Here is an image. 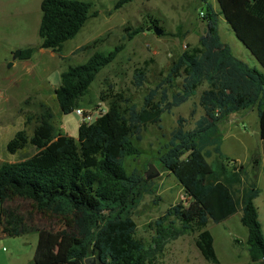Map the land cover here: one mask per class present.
<instances>
[{
	"label": "trees",
	"instance_id": "obj_1",
	"mask_svg": "<svg viewBox=\"0 0 264 264\" xmlns=\"http://www.w3.org/2000/svg\"><path fill=\"white\" fill-rule=\"evenodd\" d=\"M132 1L118 0L115 10ZM217 4L219 11L208 3L204 8L206 32L199 44L172 62L167 78L150 90L141 108L123 94L103 97L109 101L107 113L91 124L82 122L75 139L58 130L54 111L41 103L32 136L24 129L8 143L11 154L28 146L37 151L23 161L0 162V232L11 237L37 233L33 264H85L92 257L95 264H154L133 220L152 183L139 172L129 173L125 161L141 154L137 142L145 127L161 123L165 112L188 102L204 85L199 105L205 114L191 131L179 118L160 159L189 202L171 207L156 222L155 242L194 234L203 259L219 264L208 226L240 211L241 224L248 230L249 264H264V232L255 203L260 190L245 186V168L232 165L223 155L219 136V126L231 115L256 108L264 148V72L235 57L219 33L222 16L264 70V0H217ZM92 7L80 0H43L39 49L61 54L93 17ZM145 31L138 28L129 39ZM101 42L95 40L78 51H90ZM123 49L120 45L107 54L96 52L86 63L61 74L55 97L62 114L81 107L98 74ZM37 50L22 49L19 60L30 61ZM147 73V66L136 70L135 87L147 83ZM179 79L181 91L169 101L168 91ZM33 120L28 118L26 125ZM210 147L218 158L214 165L207 161Z\"/></svg>",
	"mask_w": 264,
	"mask_h": 264
},
{
	"label": "rangeland",
	"instance_id": "obj_2",
	"mask_svg": "<svg viewBox=\"0 0 264 264\" xmlns=\"http://www.w3.org/2000/svg\"><path fill=\"white\" fill-rule=\"evenodd\" d=\"M42 1L0 0V162H19L37 153L34 147L28 146L23 151L11 154L7 145L21 130L25 129L32 136L41 103L54 111L55 125L59 131L78 138L82 118L75 111L68 115L62 114L55 97V90L61 85V74L69 67L86 63L96 52L107 54L116 46L123 45L124 49L116 61L98 74L88 94L82 99L80 108L92 115V123L101 110L109 108V101H104L103 97L108 99L110 96L123 94L141 108L144 97L150 90L167 78L172 62L189 47L199 44V39L206 30V21L201 16L206 4H211L219 11L217 0H133L120 10H115L118 0H80L92 4L91 14L94 15L83 31L64 45L61 54H57L39 49ZM154 22L162 30L161 35L155 34ZM141 27L146 31L129 39V35ZM219 32L222 42L229 46L235 57L264 72L222 16ZM99 39H103V42L96 48L78 51ZM29 47L38 48L32 59L27 61L29 63L24 66V62L16 61L14 64L11 61L17 50ZM11 63L14 66H9ZM145 66L148 81L143 87L137 88L134 85L135 72ZM181 88L182 79H179L175 87L168 91L169 101ZM205 89L207 85L199 88L197 94L185 104L165 112L158 125L145 127L141 140L137 142L141 154L125 161L129 173L139 172L146 178L150 165H154L160 172L158 178L148 180L152 183L151 192L144 196L133 214V220L137 224V237L148 246L154 264H210L197 249L194 234L177 238L167 236L159 244L155 242L158 241L156 222L171 207L189 202L180 183L162 166L160 159L167 152L171 134L178 126V119L183 118L185 130L191 131L205 114L199 105L200 95ZM246 113V120L240 124L237 118L230 121L229 117L225 120L219 126V136L223 137V152L226 155L232 153L246 163L244 166L248 179L245 186L247 183H254L261 189L256 206L259 208V219L264 231V186L260 182L259 163H255V160H260L258 154L262 151L259 119L256 108L249 109ZM28 118L34 120L26 125ZM231 122L233 125L238 124V127L227 131ZM208 151L212 154L207 161L214 165L218 160L217 155L213 152V147L208 148ZM252 153H256L253 158ZM233 220L234 225L229 228L223 223L211 222L208 226L215 239L219 264H249L250 257L244 239L248 231L241 224L239 215L236 214ZM172 221L173 219L167 226ZM1 234L5 233L1 231ZM37 243V233L22 237L6 236L4 240H0L1 264H6L5 257L9 254L20 255L16 264H33Z\"/></svg>",
	"mask_w": 264,
	"mask_h": 264
},
{
	"label": "crops",
	"instance_id": "obj_3",
	"mask_svg": "<svg viewBox=\"0 0 264 264\" xmlns=\"http://www.w3.org/2000/svg\"><path fill=\"white\" fill-rule=\"evenodd\" d=\"M216 10V9H215ZM216 11H218V10H216ZM221 18V17H220ZM226 22V21H225ZM205 32H206V30H205ZM220 33V32H219ZM205 34V33H204ZM24 49V48H23ZM22 50V49H21ZM42 50V49H41ZM11 61H13V57H12V59H11ZM16 61H20L19 59L18 60H16ZM16 61H14V64H15V62ZM21 62H24L25 64H23L24 66L27 64V63H29V62H25V61H21ZM22 64V63H21ZM14 66V65H13ZM247 112V110L246 111H242V112H240V113H236V114H233V115H231L230 116V121L231 120H233V119H235V118H237L238 119V124H240V122H244V120H246L245 119V115L247 114L246 113ZM257 118H258V115H257ZM232 123V122H231ZM230 123V124H231ZM222 124V123H221ZM230 124H229V128H228V130L227 131H232L233 129H234V127H238V124H235V125H233V123L231 124L232 126H230ZM244 129H245V127H244ZM226 131V132H227ZM222 139V145H223V137L221 138ZM261 139V138H260ZM261 142H262V140H261ZM222 145H221V148H222ZM261 146H262V151L258 154V157H260V160H255V163H259V166H260V169H261V174H260V176H261V183L263 184L262 186H264V148H263V142H262V144H261ZM222 153H223V155L225 156V157H227L228 159H230V161L232 162L231 164L232 165H234V166H237V167H244L245 168V170H246V167L244 166L246 163H244V162H241L237 157H235V155L234 154H228V155H226L224 152H223V149H222ZM256 154V153H255ZM255 154H253L252 153V158L254 157V155ZM246 174H247V170H246ZM247 179H248V176L246 175V178H245V184H246V182H247ZM247 185H255L254 183H247ZM256 186V185H255ZM259 190H260V195H261V189L258 187V186H256ZM264 188V187H263ZM263 190V189H262ZM260 197V196H259ZM258 197V198H259ZM257 198V199H258ZM256 199V200H257ZM255 203H256V201H255ZM258 208V207H257ZM258 212H259V208H258ZM237 215H239V220H240V222H241V215H242V213L239 211L238 213H236ZM235 214V215H236ZM234 215V216H235ZM234 216H232L231 218H229L228 220H226V221H224V222H222L224 225H226L225 227L226 228H229L230 226H232V225H234L233 224V222H234ZM262 228H263V225H262ZM248 231V230H247ZM264 232V231H263ZM6 236H8L7 234H1V236H0V240L2 239V240H4L5 239V237ZM247 237H248V235H247ZM247 237H244V239L245 240H247ZM246 242V241H245ZM38 244V243H37ZM1 245V244H0ZM37 248V247H36ZM18 256V257H17ZM19 256L20 255H16V254H9V255H7L6 257H5V263L6 264H16L18 261H19ZM34 257H35V255H34ZM1 261V260H0ZM33 262H34V259H33ZM0 264H1V262H0Z\"/></svg>",
	"mask_w": 264,
	"mask_h": 264
},
{
	"label": "water",
	"instance_id": "obj_4",
	"mask_svg": "<svg viewBox=\"0 0 264 264\" xmlns=\"http://www.w3.org/2000/svg\"><path fill=\"white\" fill-rule=\"evenodd\" d=\"M154 32L157 35H161L163 33L162 30H160L158 27L154 28ZM22 52L23 51H21V49H19V50H17V52H15L13 54V61H12L13 63H14V61L18 60L21 57ZM13 63H11L9 66H13ZM159 176H160V172L157 170V168L154 165H150L149 170L146 173V179L151 181V180L158 178ZM86 262L87 263H85V264H95L96 263L95 259L93 257L87 259Z\"/></svg>",
	"mask_w": 264,
	"mask_h": 264
},
{
	"label": "built area",
	"instance_id": "obj_5",
	"mask_svg": "<svg viewBox=\"0 0 264 264\" xmlns=\"http://www.w3.org/2000/svg\"><path fill=\"white\" fill-rule=\"evenodd\" d=\"M204 15H205L204 12H202L201 16L204 17ZM107 111L108 110H106V109L101 110V112L98 113V117L103 116L104 114L107 113ZM75 112L77 113L78 116H80L82 118V120H83L82 122L87 123V124L92 123V115L87 114L85 112V110L79 108V109L75 110ZM0 236H1V232H0Z\"/></svg>",
	"mask_w": 264,
	"mask_h": 264
}]
</instances>
